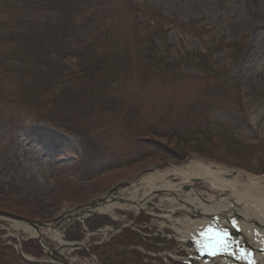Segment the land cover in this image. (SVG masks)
<instances>
[{
  "label": "rangeland",
  "instance_id": "374dc122",
  "mask_svg": "<svg viewBox=\"0 0 264 264\" xmlns=\"http://www.w3.org/2000/svg\"><path fill=\"white\" fill-rule=\"evenodd\" d=\"M135 1L156 5L159 12L179 22L188 23L195 20L197 27L203 26L204 31L201 37L169 27L167 40L170 47L167 53L164 51V54L171 57H176L178 51L205 52L204 48L209 41L213 38L217 40L220 36H223L226 42L242 40L250 46L249 51L241 59L233 60L234 50L227 48L215 53L214 59L220 66L227 69L231 78L244 87L245 93L256 92L258 95V100L252 102L254 104L248 109L251 124L246 122L237 129L227 130L223 128L225 120H223V113L219 110L210 113V120L207 121L205 113L211 98H208L202 81L198 80L201 75L199 70L191 66L185 71L190 74V78L196 75V80L181 79L174 83L151 82L143 85L133 80L130 84L128 83L124 88L123 96L127 107L129 104L130 110L136 111L133 119H129L124 113L112 114L106 119L102 128L97 127L94 132L99 134L100 141L112 152L132 149L130 144L132 136L135 137L136 132L150 126H155L154 131L159 133L158 135H163L164 138H151L149 144H145L142 153L148 155L147 157L137 159L138 154L135 153L133 161L131 160L128 164L120 165L116 162L110 170L93 178L79 179L66 174L65 165L74 160V157L65 147H78L79 141L74 137L57 133L56 135L62 138L56 144L57 148L51 146L43 148L36 139L28 138L27 133L23 131H14L7 127L6 133L10 129L12 133L6 136L1 135L5 131L0 129V154L1 157L9 160L2 169L3 175L0 174V179L14 182L16 190L8 197L7 203L9 207L23 210L25 213L22 216L51 223L66 211L85 206L107 195L115 199L110 202L128 203L124 197H119L123 200L122 202L116 200L115 193L119 189H129L140 176L145 177L155 171H167L171 167L185 168L194 172L197 165L204 170L206 167L210 169L220 167L228 170L227 178L235 179L242 185L247 183V176L255 179L264 177V173L254 174L239 167L232 160L226 159L233 155L234 151L230 147L236 140L264 148V0ZM131 20L132 17L129 14L123 13L117 21L118 33L122 34L126 42H130ZM2 84V93L13 96L15 86L13 81L6 78ZM14 112L20 116L26 111H22L18 104L0 100V116H13ZM2 120L0 119V123L3 122ZM25 120L23 125H29L28 114ZM201 127H208V131L214 134L213 145L202 140V133L205 130L201 132V135L196 136V140L203 142L197 143L198 149L189 151L187 146L190 143L179 144L178 147L173 144L174 132L181 133L183 128L186 129L185 134H188L190 129L201 130ZM220 136L229 140L220 141ZM152 140L155 141V145ZM182 146H184L183 149L179 150L178 148ZM205 148L213 151L212 155L206 154ZM257 152L254 150V153ZM247 157L248 154L244 155V158ZM248 161L251 163L249 159ZM252 163H255L254 157ZM235 172L240 174L236 175ZM191 176L189 185L197 192L205 196H215L220 192V188L213 186L211 182L208 183L206 175ZM170 179L172 182H177L175 175L170 176ZM187 189L189 186L182 191L185 192ZM208 189L213 190L212 194L207 192ZM109 198H107L108 201ZM172 198H177L172 192L156 190L139 210L117 206L111 214L95 213L75 222L65 220L69 225L64 234L65 239L59 227L67 224L64 225V221H61L59 227L44 229L43 238L51 247L66 245L73 241L86 245L84 248L67 253L64 264H111L109 261L103 263L97 253L108 250V256H113L106 244L113 237L121 236L123 233H125L126 247H119L117 252L125 251L126 255L127 251H134L140 260L136 262V258H131V260H123L124 264H183L186 252L182 250L180 241L175 238L171 223L175 219H185L186 215L175 207L172 211V219L167 218L170 200L171 205L175 206L181 201L179 198L177 201ZM194 219L195 217L192 218ZM13 226L16 227V225ZM16 228L23 239L29 238L30 232L24 228V225ZM53 232L60 235V240L52 237ZM71 232L76 233L77 236L80 233L82 236L80 239H69L67 235ZM15 236L11 229L0 226V243L8 245L12 243ZM23 242L21 241V249ZM95 248H97L96 251ZM41 259L50 260L43 256ZM110 259L115 260L113 257Z\"/></svg>",
  "mask_w": 264,
  "mask_h": 264
},
{
  "label": "trees",
  "instance_id": "16d2710c",
  "mask_svg": "<svg viewBox=\"0 0 264 264\" xmlns=\"http://www.w3.org/2000/svg\"><path fill=\"white\" fill-rule=\"evenodd\" d=\"M123 13L132 17L130 42L118 33L117 21ZM196 22H179L159 12L156 5L144 1L0 0V100L18 104L26 111L20 116L17 112L12 113L13 116L1 115L0 129L5 131L1 135L7 136L12 133L11 129L23 131L43 148H57L55 146L62 138L55 135V131L72 136L79 143L77 148L65 147L74 157L65 165L66 174L79 179L93 178L110 170L116 162L128 164L135 153L137 159L147 157L142 153L145 144H149L151 138H164L154 131L155 126H150L132 136V149L112 152L94 132L97 127L101 129L112 114L124 113L133 119L136 111L130 110L129 104L127 107L123 96L128 83L133 80L142 85L196 80V75L190 78L185 71L191 66L199 70L198 80L202 81L208 98H211L205 113L207 121L210 113L219 110L225 120L223 128L227 130L237 129L242 123L251 124L248 109L258 100V95L256 92L245 93L244 87L214 59L215 53L226 48L234 50L233 60L241 59L250 48L246 42H226L220 36L209 41L205 52L178 51L176 57L164 54L170 47L168 28L201 37L204 28L197 27ZM6 78L15 85L13 96L2 93ZM27 114L30 123L24 126ZM7 127L11 129L6 133ZM181 129V133L174 132L172 136L177 147L190 143L189 151L198 149L200 141L196 136L203 130L202 140L213 145L214 134L208 127L190 129L188 134H185L186 129ZM219 138L220 141L229 140L224 136ZM184 146L178 149L182 150ZM230 148L235 154L226 159L252 173L264 172V148L237 140ZM212 153L206 149V154ZM246 154L248 157L244 158ZM8 162L0 154V174L3 175L2 169ZM15 190L14 182L0 179V209L24 215L23 210L9 207L7 203ZM118 242L122 243V239ZM22 245L24 253L35 258L42 256L34 239L24 241ZM106 246L113 256H108V250L98 252L103 263L124 264L123 260L131 258L140 261L134 251L136 257L132 251L125 255V251L117 252L118 249L111 245ZM0 264L36 263L23 260L13 246L3 245L0 246Z\"/></svg>",
  "mask_w": 264,
  "mask_h": 264
},
{
  "label": "bare ground",
  "instance_id": "6f19581e",
  "mask_svg": "<svg viewBox=\"0 0 264 264\" xmlns=\"http://www.w3.org/2000/svg\"><path fill=\"white\" fill-rule=\"evenodd\" d=\"M195 169L196 173L185 168L178 169L177 167H171L167 171H155L145 177L140 176L129 189H119L115 193V197H124L128 203L108 202L106 205L100 207L98 211L111 214L117 206L139 210L144 207L153 192L156 190H166L172 192L177 197L172 198V200L177 201L178 198L181 200L178 205L176 204L177 206L171 205L170 200L167 218L172 219L171 215L175 207H178L180 212L186 215L183 220H173L171 227L174 229L175 238L180 241L181 246L189 254L191 249L190 244H188V234L194 233L198 226H203L208 222L209 216L213 214L219 217L221 223L227 221L230 216H237L241 226L239 237L243 241L253 244L251 229L253 227L264 236V177L255 179L254 177L247 176V183L242 185L235 179L230 180L227 178L226 176L229 172L226 169L220 167L210 169V167H206V170H204L202 167H198V165ZM195 174L206 175L208 183L211 182L213 186L221 189L218 195L205 196L191 188L189 185L190 177ZM239 174L240 172H236V175ZM172 175L176 176L177 182L171 181L170 176ZM186 186H189V189L185 192L182 191ZM207 192L212 194L213 190L208 189ZM226 195L228 197H225ZM109 197L107 195L106 198ZM239 204L242 205V209L239 208ZM193 217H195L194 220H192ZM15 225L17 227L21 226L19 224ZM24 228L30 234H34L28 227L24 226ZM247 229L251 232L247 233ZM51 235L54 239L60 240L58 233L53 232ZM258 254L257 264H264V255Z\"/></svg>",
  "mask_w": 264,
  "mask_h": 264
},
{
  "label": "water",
  "instance_id": "95a60500",
  "mask_svg": "<svg viewBox=\"0 0 264 264\" xmlns=\"http://www.w3.org/2000/svg\"><path fill=\"white\" fill-rule=\"evenodd\" d=\"M99 202H104V198H99L96 201H92V202H90L89 204H87L85 206L78 207L77 208L78 213L80 215H82L83 213H91V212H93V210H91V209L92 208L94 209L95 207H97L99 205ZM62 219H64V216H60L58 219L54 220L53 222L55 224H57V222L59 220H62ZM11 221L15 222L16 224H19V225H26V226H30V227L34 228L35 231L37 232L35 237H36V239L38 241H41V230L39 228L47 226L46 223H43L41 221L32 220V219H29V218H26V217H23V216L21 217L20 215H17V214H14L12 212L4 211V210L0 209V224H2L4 226H8ZM18 237L21 238L20 235H18ZM17 250H18V253L20 255H22L19 243H18ZM53 252L55 253V250H53ZM22 257L26 258L23 255H22ZM54 260L56 261L57 259L54 258Z\"/></svg>",
  "mask_w": 264,
  "mask_h": 264
},
{
  "label": "snow or ice",
  "instance_id": "6c2138e0",
  "mask_svg": "<svg viewBox=\"0 0 264 264\" xmlns=\"http://www.w3.org/2000/svg\"><path fill=\"white\" fill-rule=\"evenodd\" d=\"M217 246H218L217 243L204 245L205 249L207 250L208 255H216L215 249L217 248ZM224 246L226 247V244ZM245 254H247V253H245Z\"/></svg>",
  "mask_w": 264,
  "mask_h": 264
}]
</instances>
